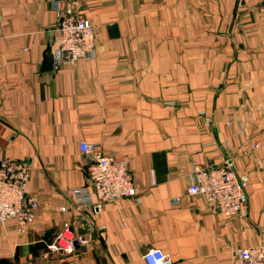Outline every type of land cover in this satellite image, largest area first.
<instances>
[{
  "label": "crops",
  "instance_id": "0c3cea01",
  "mask_svg": "<svg viewBox=\"0 0 264 264\" xmlns=\"http://www.w3.org/2000/svg\"><path fill=\"white\" fill-rule=\"evenodd\" d=\"M78 2L95 60L41 72L57 39L50 0H0V161L29 164L39 204L25 232L0 222V264H144L149 249L170 264H233L263 244L264 3ZM81 141L126 160L135 197L71 203L88 184ZM227 158L247 185L245 218L185 194L195 169ZM64 223L87 239L68 254L51 248Z\"/></svg>",
  "mask_w": 264,
  "mask_h": 264
},
{
  "label": "built area",
  "instance_id": "2783aa9c",
  "mask_svg": "<svg viewBox=\"0 0 264 264\" xmlns=\"http://www.w3.org/2000/svg\"><path fill=\"white\" fill-rule=\"evenodd\" d=\"M264 3V0H253ZM78 0H50V8L58 18L55 28L57 39L52 49L54 67L73 65L85 60H95V33L92 23L74 12ZM232 119V115L229 116ZM79 152L93 163L86 166L87 186L67 192L76 207L95 206L121 199L135 197L136 190L124 158L105 154L94 143L81 141ZM257 146H253L256 150ZM30 167L26 162L0 161V222L13 220L17 231L25 232L35 219L39 208L37 200L27 193ZM247 185L232 168L229 158L220 164H209L195 169L190 175L187 196H201L216 213L225 217H247ZM179 204V198L171 201ZM65 212V207H60ZM87 239L74 237L64 223L51 248L63 253H72ZM233 264H264V243L236 250L232 254ZM144 264H170L158 249H149L143 256Z\"/></svg>",
  "mask_w": 264,
  "mask_h": 264
},
{
  "label": "water",
  "instance_id": "95a60500",
  "mask_svg": "<svg viewBox=\"0 0 264 264\" xmlns=\"http://www.w3.org/2000/svg\"><path fill=\"white\" fill-rule=\"evenodd\" d=\"M52 38L53 35L50 34L48 41H47V46L46 49L43 53V61H42V65H41V72H52L53 68H54V60H53V54H52ZM170 104V103H167ZM87 159H88V163L92 164L93 161L86 155H84Z\"/></svg>",
  "mask_w": 264,
  "mask_h": 264
}]
</instances>
